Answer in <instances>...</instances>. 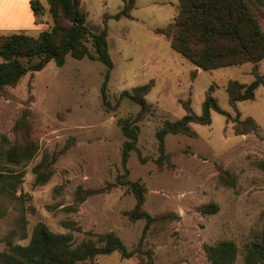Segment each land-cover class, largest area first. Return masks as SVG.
<instances>
[{
	"label": "rangeland",
	"instance_id": "rangeland-1",
	"mask_svg": "<svg viewBox=\"0 0 264 264\" xmlns=\"http://www.w3.org/2000/svg\"><path fill=\"white\" fill-rule=\"evenodd\" d=\"M41 1L38 28L0 29V35L38 36L52 28L50 4ZM82 3L86 25L94 32L108 30L114 68L106 78L103 61L68 55L63 66L51 61L0 96V145L20 138L16 126L26 115L38 144L30 161L11 166L23 173L16 194L0 189V252L11 235L15 244L28 243L34 226L44 222L54 232L72 233L76 245L107 232L129 250L142 241L141 253L132 258L113 252L77 264H211L206 246L223 240L237 244L235 264H247L245 249L264 231V86L256 90V99L236 107L227 86L233 79L250 84L255 75L264 77V59L257 65L198 69L156 32L173 20L179 0H136L132 17L121 18L116 15L126 0ZM261 23L264 29V9ZM150 82L151 108L138 120L142 106L122 93ZM208 94L230 118L213 110L212 123H191L190 135L168 133L161 158L158 131L183 118L190 103L201 115ZM238 111L242 120L254 117L259 128L237 134ZM124 119H137L139 127L137 148L126 163ZM43 161L53 164L54 173L41 185L34 167ZM129 181L145 187L142 209L156 218L146 233V220L130 216L137 199L125 184ZM211 203L219 210L203 213Z\"/></svg>",
	"mask_w": 264,
	"mask_h": 264
},
{
	"label": "trees",
	"instance_id": "trees-1",
	"mask_svg": "<svg viewBox=\"0 0 264 264\" xmlns=\"http://www.w3.org/2000/svg\"><path fill=\"white\" fill-rule=\"evenodd\" d=\"M47 1L55 20L52 28L43 30L38 36L20 32L0 35V96L9 87L18 85L26 74L43 70L51 61L63 66L68 55L76 59L89 57L101 60L108 68L106 78L111 76L114 63L109 51L108 30L104 28L94 32L86 25L88 12L82 0ZM135 6L136 0H126L125 7L116 15L117 18L132 17ZM31 7L37 22L43 13V2L31 0ZM263 9L264 0H179L173 20L167 26L156 29V32L165 36L175 51L201 70L212 71L244 63L257 65L264 59V29L261 23ZM88 43H91L94 53ZM255 76V80L250 84L234 79L229 81L227 91L229 101L234 107L240 101L256 99V90L261 85L264 86V77ZM153 85V82H150L122 93L142 106L138 120L151 108L146 95ZM102 87L105 97L106 83ZM190 104L189 107L186 106L188 113L183 118L167 122L166 126L158 131L161 158L166 156L165 136L168 133L190 135L191 123H212L213 110L228 118L231 116L219 106L212 94L207 95L201 115L192 111ZM240 114L238 111L235 119L237 134L249 133L259 128L254 117L248 116L242 120ZM28 117L29 115L24 116L17 123L20 138L7 147L0 145V189L11 195L16 194L23 181V173L12 169L11 166L24 165L38 151V144L32 138V126ZM137 119L122 120L123 132L129 138L124 144V163L127 162L130 151L137 148ZM52 166V163L45 164L43 161L34 167L37 184L48 182L54 173ZM125 184L137 199L136 208L130 212V216L134 220H146V233L156 219L142 209L146 189L137 181ZM218 210L219 206L211 203L204 205L202 212L216 213ZM28 237L25 231L21 233L22 240ZM141 246L142 241L137 249L129 250L114 232L97 234L96 240L89 238L76 245L72 233L54 232L44 222H38L28 243L15 244L13 235L8 237L7 247L0 252V264H77L113 252H120L124 258H132L141 253ZM206 252L211 264H235L239 249L235 242L223 240L207 245ZM244 258L247 264H264V231L260 240L253 241L245 249Z\"/></svg>",
	"mask_w": 264,
	"mask_h": 264
},
{
	"label": "crops",
	"instance_id": "crops-1",
	"mask_svg": "<svg viewBox=\"0 0 264 264\" xmlns=\"http://www.w3.org/2000/svg\"><path fill=\"white\" fill-rule=\"evenodd\" d=\"M31 0H0V29L38 28Z\"/></svg>",
	"mask_w": 264,
	"mask_h": 264
}]
</instances>
